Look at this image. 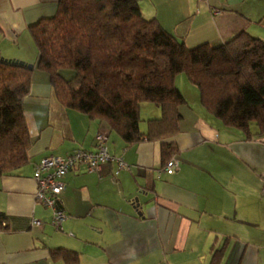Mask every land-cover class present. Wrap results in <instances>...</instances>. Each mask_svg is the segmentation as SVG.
Instances as JSON below:
<instances>
[{
    "label": "crops",
    "instance_id": "1",
    "mask_svg": "<svg viewBox=\"0 0 264 264\" xmlns=\"http://www.w3.org/2000/svg\"><path fill=\"white\" fill-rule=\"evenodd\" d=\"M136 1L144 17L187 47L218 45L240 31L264 39V0ZM57 2L0 0V55L33 64L23 99L27 161L0 175V264H65L50 255L57 247L76 251L75 264H264V133L225 125L182 72L174 77L185 99L179 129L166 138L127 145L106 121L64 107L47 73L35 67L29 30ZM141 109L145 131L160 110L150 102ZM98 132L128 168L115 175V161L108 160L97 170L67 171L56 203L65 218L56 228L52 209L34 198L33 167L47 155L93 149ZM161 142L175 145L171 174L162 170Z\"/></svg>",
    "mask_w": 264,
    "mask_h": 264
},
{
    "label": "trees",
    "instance_id": "2",
    "mask_svg": "<svg viewBox=\"0 0 264 264\" xmlns=\"http://www.w3.org/2000/svg\"><path fill=\"white\" fill-rule=\"evenodd\" d=\"M264 18V17H262ZM37 47L35 67L45 71L64 106L106 121L127 145L175 134L184 96L174 77L184 73L201 104L225 125L264 133V39L240 31L211 46L187 47L136 0H58L55 12L29 25ZM63 69H71L65 77ZM32 69L0 55V175L27 161L31 139L23 115ZM150 102L158 117L139 127ZM175 145L161 142L164 162ZM3 216L0 215V224ZM75 264L76 251L50 249ZM216 256V254H215Z\"/></svg>",
    "mask_w": 264,
    "mask_h": 264
},
{
    "label": "built area",
    "instance_id": "3",
    "mask_svg": "<svg viewBox=\"0 0 264 264\" xmlns=\"http://www.w3.org/2000/svg\"><path fill=\"white\" fill-rule=\"evenodd\" d=\"M105 141L106 134L98 132L95 135L93 149L76 148L64 156L47 155L35 163L32 172V178L36 184L34 198L52 209L51 223L56 228H61V223L65 218V213L56 206V203L59 192L64 188L62 178L67 171L76 165H83L87 170H97L108 160L115 161V175L121 169L128 168L122 157L109 153ZM176 168L177 160L174 157L168 158L162 166V170L167 174L173 173ZM261 179L264 182V172L261 173ZM32 225L40 226L41 221L33 219Z\"/></svg>",
    "mask_w": 264,
    "mask_h": 264
},
{
    "label": "rangeland",
    "instance_id": "4",
    "mask_svg": "<svg viewBox=\"0 0 264 264\" xmlns=\"http://www.w3.org/2000/svg\"><path fill=\"white\" fill-rule=\"evenodd\" d=\"M72 70L71 69H63L62 70V74L65 76V77H70L71 75H72ZM181 74H183L184 75V73H181ZM146 104V103H145ZM149 109L150 108H147V109H141L142 110V112L143 111H146V114H148L149 113ZM141 112V111H140ZM141 112V113H142ZM140 113V118H141V120H140V122H139V124L141 125L142 123H143V121H142V114Z\"/></svg>",
    "mask_w": 264,
    "mask_h": 264
},
{
    "label": "water",
    "instance_id": "5",
    "mask_svg": "<svg viewBox=\"0 0 264 264\" xmlns=\"http://www.w3.org/2000/svg\"><path fill=\"white\" fill-rule=\"evenodd\" d=\"M8 60L13 61V62H16V63H19V64L26 65L28 69H32L33 68V64H31V63H26L24 61L17 60V59H8ZM134 202H135L136 205H138V198L137 197L134 198Z\"/></svg>",
    "mask_w": 264,
    "mask_h": 264
}]
</instances>
